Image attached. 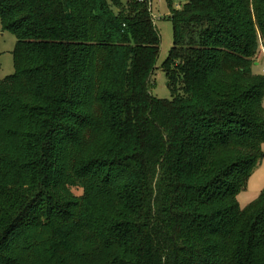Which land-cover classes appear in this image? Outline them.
<instances>
[{
	"label": "trees",
	"instance_id": "1",
	"mask_svg": "<svg viewBox=\"0 0 264 264\" xmlns=\"http://www.w3.org/2000/svg\"><path fill=\"white\" fill-rule=\"evenodd\" d=\"M178 4L162 99L150 0H0V264H264V0Z\"/></svg>",
	"mask_w": 264,
	"mask_h": 264
},
{
	"label": "rangeland",
	"instance_id": "2",
	"mask_svg": "<svg viewBox=\"0 0 264 264\" xmlns=\"http://www.w3.org/2000/svg\"><path fill=\"white\" fill-rule=\"evenodd\" d=\"M172 2L174 6H180L178 4V0H172ZM150 3L152 8V15L155 18V24L161 36V46L156 65L157 67L153 75L154 84L152 87V93L158 98L171 99L172 92L171 89L168 87V79L166 74L162 70V65L169 56L172 47L174 46L173 22L169 18V0H150ZM16 43V36L12 32L5 31L3 29L0 19V80H3L6 77L15 73L14 51L16 48ZM258 61V65H253V72L264 76V60L258 57L257 62ZM263 189L264 158L262 159L257 169L250 176L247 188L242 191L238 196V200L241 207L244 208L251 204L258 197V195ZM72 190L73 194L77 197H82L83 195L85 196V190L83 189L73 188ZM90 233H92V230H88L86 233V237L84 239L85 241L83 243L85 248L90 245ZM81 262L82 264H99L98 262H96V257L92 261H89L84 258V256H82Z\"/></svg>",
	"mask_w": 264,
	"mask_h": 264
},
{
	"label": "built area",
	"instance_id": "3",
	"mask_svg": "<svg viewBox=\"0 0 264 264\" xmlns=\"http://www.w3.org/2000/svg\"><path fill=\"white\" fill-rule=\"evenodd\" d=\"M143 1V0H141ZM260 59L264 60V44L263 42L260 40V51H259V56Z\"/></svg>",
	"mask_w": 264,
	"mask_h": 264
},
{
	"label": "crops",
	"instance_id": "4",
	"mask_svg": "<svg viewBox=\"0 0 264 264\" xmlns=\"http://www.w3.org/2000/svg\"><path fill=\"white\" fill-rule=\"evenodd\" d=\"M259 64V61L258 62H256V65H258Z\"/></svg>",
	"mask_w": 264,
	"mask_h": 264
}]
</instances>
